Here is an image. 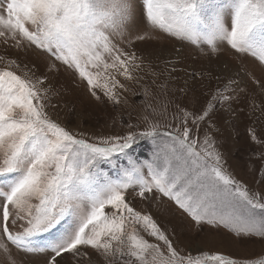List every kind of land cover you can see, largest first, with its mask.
<instances>
[{"label": "snow or ice", "instance_id": "1", "mask_svg": "<svg viewBox=\"0 0 264 264\" xmlns=\"http://www.w3.org/2000/svg\"><path fill=\"white\" fill-rule=\"evenodd\" d=\"M142 23L153 32L206 43L213 54L226 42L236 53H250L264 64V0H141L139 16L136 0H0V37L5 42L10 37L17 46L27 42L45 49L117 103L115 89L123 85L113 73L132 79L139 65L136 55L113 37L127 36L129 44L145 40L139 31ZM42 84L0 71V233L7 241H0V250L9 264H15L9 244L49 250L47 264H60L58 258L66 253L85 255L82 247L110 257L108 264L118 259L122 264H238L223 255H181L153 218L127 201L130 187H138L142 199L155 191L175 201L198 224L223 227L237 237L264 238V197L250 193L223 170L209 136L200 140L193 135L192 126L198 130L207 110L196 115L181 109L182 126L173 132H160V125L151 123L144 131L91 143L50 118L41 102L47 91ZM218 97L223 93L213 99ZM160 136L168 140L158 146L152 161L137 164L129 159L130 167L117 179L102 172L101 165L130 156L140 140ZM17 221L24 223L14 233L10 222L14 226ZM66 221L70 227L47 248L29 247ZM129 224L141 225L162 242L166 254L136 227L128 230Z\"/></svg>", "mask_w": 264, "mask_h": 264}, {"label": "rangeland", "instance_id": "2", "mask_svg": "<svg viewBox=\"0 0 264 264\" xmlns=\"http://www.w3.org/2000/svg\"><path fill=\"white\" fill-rule=\"evenodd\" d=\"M140 3L141 0H136L137 16ZM139 31L147 38L132 44L127 36L123 40L118 35L113 37L119 47L136 55L135 63L139 65L132 71V79L113 73L123 85L115 89L118 103L109 99L103 88H90L77 71L45 49L27 42L17 46L10 37L7 42L0 37V71L11 70L33 83L43 80L39 87L47 91L42 92L41 102L50 118L77 138L91 143L124 136L130 131H144L151 123H158L160 132H173L182 126L181 109L196 115L207 110L198 130L189 121L193 135L200 140L209 136L221 156L223 170L250 193L264 197V64L250 53H236L226 42L219 43V51L213 54L206 43L196 45L162 31L153 32L143 23ZM89 71L103 73V69L89 68ZM104 80L102 74L101 83ZM218 92L229 99H213ZM167 140L164 136L155 141L142 139L129 150L130 156L120 155L113 164L101 165V170L112 179L120 178L123 170L130 167L129 159L137 164L150 162L158 146ZM144 171L146 174L147 169ZM138 191V187H130L127 201L137 211L150 215L181 255L201 258L223 255L238 264L264 260V238L237 237L226 228L198 224L175 201L155 191L142 199ZM23 223L17 221L12 226L10 222L11 230L22 231ZM68 227L70 222L66 221L54 232L36 238L29 247L47 248L49 241ZM131 227H136L139 235L150 243L159 244L166 254V246L148 235L141 225L129 224L128 230ZM0 241L7 242L2 233ZM8 247L15 264H47L52 255L49 250L28 251L11 244ZM81 250L86 254L73 257L66 253L58 258L60 264H108L111 259L91 248ZM0 264H9L2 250ZM117 264L122 262L118 259Z\"/></svg>", "mask_w": 264, "mask_h": 264}, {"label": "bare ground", "instance_id": "3", "mask_svg": "<svg viewBox=\"0 0 264 264\" xmlns=\"http://www.w3.org/2000/svg\"><path fill=\"white\" fill-rule=\"evenodd\" d=\"M243 62V61H242ZM239 70V69H238ZM233 73H235V72H233ZM256 73V72H255ZM252 76V75H251ZM253 77V76H252ZM214 143V142H213ZM217 146V145H216ZM222 151H223V148H222Z\"/></svg>", "mask_w": 264, "mask_h": 264}]
</instances>
